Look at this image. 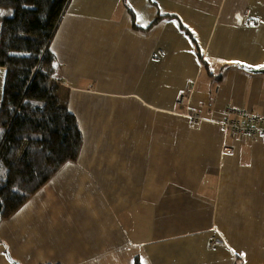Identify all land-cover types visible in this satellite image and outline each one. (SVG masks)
<instances>
[{
	"label": "crops",
	"instance_id": "crops-1",
	"mask_svg": "<svg viewBox=\"0 0 264 264\" xmlns=\"http://www.w3.org/2000/svg\"><path fill=\"white\" fill-rule=\"evenodd\" d=\"M51 49L84 143L0 264H264V139L222 125L264 113V0H70Z\"/></svg>",
	"mask_w": 264,
	"mask_h": 264
},
{
	"label": "trees",
	"instance_id": "trees-1",
	"mask_svg": "<svg viewBox=\"0 0 264 264\" xmlns=\"http://www.w3.org/2000/svg\"><path fill=\"white\" fill-rule=\"evenodd\" d=\"M69 1L0 0V9H12L0 14V65L6 68L0 101V222L63 166L77 161L83 147V131L62 98L51 49Z\"/></svg>",
	"mask_w": 264,
	"mask_h": 264
},
{
	"label": "built area",
	"instance_id": "built-area-1",
	"mask_svg": "<svg viewBox=\"0 0 264 264\" xmlns=\"http://www.w3.org/2000/svg\"><path fill=\"white\" fill-rule=\"evenodd\" d=\"M222 125L233 135L264 139V113L254 114L244 107L228 106ZM224 150L227 153L234 151L230 146H225ZM220 243V241L214 242V244Z\"/></svg>",
	"mask_w": 264,
	"mask_h": 264
},
{
	"label": "water",
	"instance_id": "water-1",
	"mask_svg": "<svg viewBox=\"0 0 264 264\" xmlns=\"http://www.w3.org/2000/svg\"><path fill=\"white\" fill-rule=\"evenodd\" d=\"M255 71L264 73V69H258V70H255Z\"/></svg>",
	"mask_w": 264,
	"mask_h": 264
},
{
	"label": "rangeland",
	"instance_id": "rangeland-1",
	"mask_svg": "<svg viewBox=\"0 0 264 264\" xmlns=\"http://www.w3.org/2000/svg\"><path fill=\"white\" fill-rule=\"evenodd\" d=\"M4 12H12V9H8L7 11L3 10Z\"/></svg>",
	"mask_w": 264,
	"mask_h": 264
},
{
	"label": "snow or ice",
	"instance_id": "snow-or-ice-1",
	"mask_svg": "<svg viewBox=\"0 0 264 264\" xmlns=\"http://www.w3.org/2000/svg\"><path fill=\"white\" fill-rule=\"evenodd\" d=\"M0 14H2V13H0ZM260 67H264V65H262V66H260Z\"/></svg>",
	"mask_w": 264,
	"mask_h": 264
}]
</instances>
